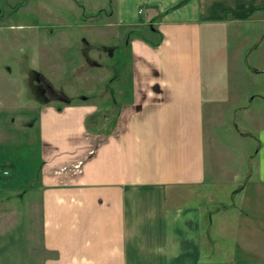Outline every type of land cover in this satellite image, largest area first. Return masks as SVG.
Wrapping results in <instances>:
<instances>
[{
	"label": "crops",
	"instance_id": "crops-1",
	"mask_svg": "<svg viewBox=\"0 0 264 264\" xmlns=\"http://www.w3.org/2000/svg\"><path fill=\"white\" fill-rule=\"evenodd\" d=\"M107 5L144 29L125 41L123 127L87 130L93 107L70 103L38 106L21 123L37 125L47 264H264V90L255 112L238 87L242 56L264 81V0ZM226 114L252 141L239 162L216 139Z\"/></svg>",
	"mask_w": 264,
	"mask_h": 264
},
{
	"label": "rangeland",
	"instance_id": "rangeland-1",
	"mask_svg": "<svg viewBox=\"0 0 264 264\" xmlns=\"http://www.w3.org/2000/svg\"><path fill=\"white\" fill-rule=\"evenodd\" d=\"M133 11L138 21L148 9ZM108 12L107 0H0V168L9 169L0 176V264H47L55 258L41 241L37 125L22 121L42 105L66 101L93 107L86 125L96 133L125 123L132 77L125 41L144 29L125 27ZM239 63L244 72L238 90L247 99L254 95L249 103L258 112L264 81L246 73L243 56ZM43 83L57 95L42 96ZM216 131L222 149L238 162L239 153L251 149L250 138L237 137L229 114Z\"/></svg>",
	"mask_w": 264,
	"mask_h": 264
},
{
	"label": "flooded vegetation",
	"instance_id": "flooded-vegetation-1",
	"mask_svg": "<svg viewBox=\"0 0 264 264\" xmlns=\"http://www.w3.org/2000/svg\"><path fill=\"white\" fill-rule=\"evenodd\" d=\"M40 91H41L42 96H44V94L46 93V91H48L49 94H56V93H54L53 91H51V90L47 87V85H45L44 83L42 84V89H41ZM56 95H57V94H56Z\"/></svg>",
	"mask_w": 264,
	"mask_h": 264
},
{
	"label": "built area",
	"instance_id": "built-area-1",
	"mask_svg": "<svg viewBox=\"0 0 264 264\" xmlns=\"http://www.w3.org/2000/svg\"><path fill=\"white\" fill-rule=\"evenodd\" d=\"M9 173V169L7 167L0 168V176L7 175Z\"/></svg>",
	"mask_w": 264,
	"mask_h": 264
},
{
	"label": "trees",
	"instance_id": "trees-1",
	"mask_svg": "<svg viewBox=\"0 0 264 264\" xmlns=\"http://www.w3.org/2000/svg\"><path fill=\"white\" fill-rule=\"evenodd\" d=\"M64 104L67 105V104H69V102L64 101L63 105H64ZM59 109H60V108L58 107L57 110H59ZM86 122H87V119L85 118V122H84V124H85V128H86L87 130H89V127H87ZM7 166H10V165H7Z\"/></svg>",
	"mask_w": 264,
	"mask_h": 264
},
{
	"label": "water",
	"instance_id": "water-1",
	"mask_svg": "<svg viewBox=\"0 0 264 264\" xmlns=\"http://www.w3.org/2000/svg\"><path fill=\"white\" fill-rule=\"evenodd\" d=\"M60 99V98H59Z\"/></svg>",
	"mask_w": 264,
	"mask_h": 264
}]
</instances>
